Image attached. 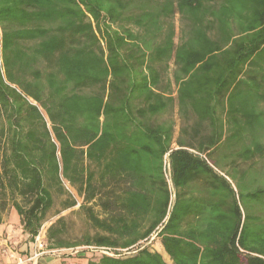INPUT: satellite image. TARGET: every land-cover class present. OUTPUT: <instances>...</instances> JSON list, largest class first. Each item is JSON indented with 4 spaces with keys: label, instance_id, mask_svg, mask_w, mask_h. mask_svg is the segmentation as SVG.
<instances>
[{
    "label": "trees",
    "instance_id": "16d2710c",
    "mask_svg": "<svg viewBox=\"0 0 264 264\" xmlns=\"http://www.w3.org/2000/svg\"><path fill=\"white\" fill-rule=\"evenodd\" d=\"M263 123L264 0H0L1 199L35 241L68 183L99 229L50 251L264 264Z\"/></svg>",
    "mask_w": 264,
    "mask_h": 264
},
{
    "label": "rangeland",
    "instance_id": "374dc122",
    "mask_svg": "<svg viewBox=\"0 0 264 264\" xmlns=\"http://www.w3.org/2000/svg\"><path fill=\"white\" fill-rule=\"evenodd\" d=\"M178 25V24H177ZM264 123L262 124L261 127L263 126ZM218 169L220 172H223L224 174H229L227 169L224 168L222 165H218ZM251 179H252V187L250 189L251 192H254L256 190V173L251 174ZM66 188L76 197L78 200V206L69 211L63 212L60 216L58 217H53L55 213L61 209V203L65 199V197H57L56 196V204L54 209L52 210L50 216V222L46 223L43 228L41 229V232L39 234L40 241L42 243V248H39V245L37 241L35 240L33 242L32 246V256L34 257L36 254H42L45 257L41 260L40 264H85L88 263V261L93 258V255H96L97 252L93 249H89V252H81L84 251L83 249L85 248H78V249H71V250H60V251H50L48 248V243H47V237H46V231L48 227L51 225V223L55 222L59 217L65 216L67 218L68 226H69V237H67L70 240H76L80 239L82 235H85L86 233L94 234L96 233L99 229L93 224V222L89 219L88 214L84 210H80L79 207L83 203V200L78 196L76 191L70 187L68 183H66ZM246 188V187H244ZM244 192V190H242ZM243 205H245V200L242 199ZM94 211L96 215L100 218H103L104 215L101 212L100 207L94 206ZM153 249L156 251H159L164 255L166 260L171 264L169 258L166 256L164 253L163 249L161 248V245L158 241H154L153 243ZM100 254V253H98ZM9 254H6L8 256ZM51 256H56L59 257L60 259H53ZM96 257V256H95ZM58 261V262H57ZM60 261V262H59Z\"/></svg>",
    "mask_w": 264,
    "mask_h": 264
},
{
    "label": "crops",
    "instance_id": "0c3cea01",
    "mask_svg": "<svg viewBox=\"0 0 264 264\" xmlns=\"http://www.w3.org/2000/svg\"><path fill=\"white\" fill-rule=\"evenodd\" d=\"M174 120L176 127L172 149L178 150L180 147L176 142L178 139H185V133L181 132L182 125L177 110L174 114ZM5 194L6 197L2 200L0 191V264H40L45 256L42 254L32 256L34 241L23 230V219L14 207V202L11 201L8 188L5 190ZM6 254L9 255L6 256ZM51 257L57 260L60 259L56 256Z\"/></svg>",
    "mask_w": 264,
    "mask_h": 264
},
{
    "label": "built area",
    "instance_id": "2783aa9c",
    "mask_svg": "<svg viewBox=\"0 0 264 264\" xmlns=\"http://www.w3.org/2000/svg\"><path fill=\"white\" fill-rule=\"evenodd\" d=\"M36 241H37V243L39 245V248H42V243L40 241V237L39 236L36 238ZM91 249L95 250V252H98V253H100L102 255H111L112 254V251L109 250V249H106V248H91Z\"/></svg>",
    "mask_w": 264,
    "mask_h": 264
},
{
    "label": "water",
    "instance_id": "95a60500",
    "mask_svg": "<svg viewBox=\"0 0 264 264\" xmlns=\"http://www.w3.org/2000/svg\"><path fill=\"white\" fill-rule=\"evenodd\" d=\"M23 224H24V221H23Z\"/></svg>",
    "mask_w": 264,
    "mask_h": 264
}]
</instances>
